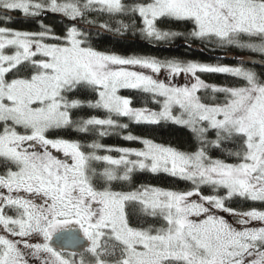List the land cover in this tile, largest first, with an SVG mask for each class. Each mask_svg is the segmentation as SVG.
<instances>
[{"label": "snow or ice", "instance_id": "1", "mask_svg": "<svg viewBox=\"0 0 264 264\" xmlns=\"http://www.w3.org/2000/svg\"><path fill=\"white\" fill-rule=\"evenodd\" d=\"M14 12L40 30L10 27ZM49 12L71 22L62 34ZM136 35L235 62L97 47ZM164 125L189 148L130 131ZM113 135L142 147L102 142ZM143 173L191 188L137 184ZM235 199L264 203V0H0V264H264V210Z\"/></svg>", "mask_w": 264, "mask_h": 264}, {"label": "trees", "instance_id": "2", "mask_svg": "<svg viewBox=\"0 0 264 264\" xmlns=\"http://www.w3.org/2000/svg\"><path fill=\"white\" fill-rule=\"evenodd\" d=\"M14 14L18 17H22L20 12H14ZM45 16L42 19L43 24L49 25L52 27L57 34H62L66 27L70 26L71 22L66 18L61 19L56 17L54 14ZM61 15V14H56ZM10 27L18 28L27 31H38L39 23L38 22H30L23 18L14 20L10 25ZM171 27L176 30L184 31L186 28H190V25H171ZM131 41H135L132 43ZM181 42L176 41L173 43H149L145 41L141 36H131L130 41L128 43H116L115 41H104L102 43L97 44V47L100 50L111 49L115 51L117 54L128 56V55H143V56H154L159 59H171L177 58L181 60H194L201 63H209V64H231L235 61L218 59L217 57H212L215 55L224 54V51H217L209 53L206 50V46L200 41L189 42L192 46H199L203 49V51H195L187 47L177 48H169L174 45H179ZM210 47V46H209ZM248 54V53H244ZM201 78L204 79L208 83L212 84H228L231 83V80L223 74L216 73H200ZM122 95L130 96L133 99L134 106L140 107L147 105L148 107H155L151 103H148V97L142 95L134 90H122ZM126 122V121H125ZM130 131L134 135L145 136L147 138H151L156 140L158 143L163 144H171L175 147H181L183 149H188L191 141L188 137L187 133L181 131L178 127L175 126H131ZM64 135V133H61ZM123 134H127L126 132ZM68 138H79L75 134H71ZM106 145H112L117 147H139V143L125 141L120 136H110L106 137L102 141ZM214 156H219L220 158H224L221 156L219 152H214ZM137 184H150L157 187L162 188H173L178 191H185L191 188L190 183L181 181L178 178L171 177L168 174L160 173V174H151V173H143L138 174L136 177ZM204 194H211V189L205 187L202 189ZM228 207L234 209H250V208H260L264 210V203L260 202H251L240 199H235L227 204Z\"/></svg>", "mask_w": 264, "mask_h": 264}, {"label": "water", "instance_id": "3", "mask_svg": "<svg viewBox=\"0 0 264 264\" xmlns=\"http://www.w3.org/2000/svg\"><path fill=\"white\" fill-rule=\"evenodd\" d=\"M12 15H13V17H15V18H23V17H18V16H16L14 13H12ZM47 15H52L50 12L49 13H47L45 16H47ZM56 17H59V18H61V19H65L66 20V18L65 17H63L62 15H56V14H54ZM45 16L43 17V19L45 18ZM180 45V44H179ZM179 45H174V46H172V47H169V48H177ZM190 49H192V50H195V51H203V49L201 48V47H199V46H192ZM247 55V54H246ZM224 56V54H220V55H215V56H212V57H223ZM225 60H231V59H225ZM231 61H234V60H231Z\"/></svg>", "mask_w": 264, "mask_h": 264}, {"label": "rangeland", "instance_id": "4", "mask_svg": "<svg viewBox=\"0 0 264 264\" xmlns=\"http://www.w3.org/2000/svg\"><path fill=\"white\" fill-rule=\"evenodd\" d=\"M207 64H209V63H207ZM211 65H213V64H211ZM164 75H167V74L165 73ZM160 78L163 79L164 76H161ZM175 82H176V83L183 84V83L186 82V80H185V78L178 76V77L176 78V81H175ZM139 147H142V145L140 144ZM139 147H137V148H139ZM250 209H251V208H250ZM250 209H236V210H238V211H247V210H250ZM257 209H258V210H262V209H260V208H257ZM221 214L224 215L225 218L232 220V218L229 217L227 213H221Z\"/></svg>", "mask_w": 264, "mask_h": 264}]
</instances>
